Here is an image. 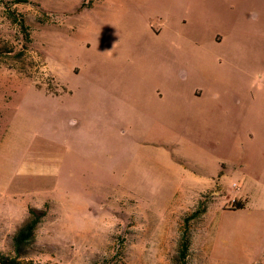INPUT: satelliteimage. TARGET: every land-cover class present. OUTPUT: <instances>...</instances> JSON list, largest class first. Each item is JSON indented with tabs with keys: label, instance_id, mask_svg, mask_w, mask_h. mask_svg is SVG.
<instances>
[{
	"label": "rangeland",
	"instance_id": "1",
	"mask_svg": "<svg viewBox=\"0 0 264 264\" xmlns=\"http://www.w3.org/2000/svg\"><path fill=\"white\" fill-rule=\"evenodd\" d=\"M249 1L0 0L1 254L37 208L24 264H174L185 230L188 264H264Z\"/></svg>",
	"mask_w": 264,
	"mask_h": 264
},
{
	"label": "crops",
	"instance_id": "2",
	"mask_svg": "<svg viewBox=\"0 0 264 264\" xmlns=\"http://www.w3.org/2000/svg\"><path fill=\"white\" fill-rule=\"evenodd\" d=\"M249 2H252L256 6H262L264 7V0H250ZM258 12L264 11L261 9L257 10ZM254 18H261L264 19V16H261L256 13ZM254 34V33H253ZM172 45H166L163 48L159 49L161 55H162V61H166V65H169L170 62L169 58L174 53V50H172ZM174 48V47H173ZM144 50V51H143ZM141 51L144 62L147 61L148 53L146 50L143 49ZM188 51H185L183 53L186 54H197L199 57V62L203 63L204 66L206 65L208 61V58L206 56V52L204 49L200 47L196 48H188ZM146 51V52H145ZM264 47L259 49L257 52L254 51L253 56V62L250 65V68L247 69L245 76L243 77L244 82L246 83L247 90H248V99L250 101V111L248 112V117L253 119L252 122V130H253V141H257L260 138V135H264V126L259 127V123L262 122L264 124ZM148 62V61H147ZM169 69V68H168ZM169 73V71H167ZM170 77L167 76L166 78V86H172L174 88V76L172 74V71L170 70ZM158 93V92H157ZM159 94V93H158ZM173 94V93H172ZM169 95H167V98ZM258 143V142H256ZM264 149V144H259ZM257 148V146H256Z\"/></svg>",
	"mask_w": 264,
	"mask_h": 264
},
{
	"label": "trees",
	"instance_id": "3",
	"mask_svg": "<svg viewBox=\"0 0 264 264\" xmlns=\"http://www.w3.org/2000/svg\"><path fill=\"white\" fill-rule=\"evenodd\" d=\"M12 13H10V17H12L15 22H19V28L21 32L24 34V38L26 41H30V34L27 30L26 25L22 20L18 21L13 17ZM6 50V49H4ZM2 49H0V52ZM23 54V50L19 51L18 55L21 56ZM47 211L46 209H37V208H29L28 209V218L23 224L22 227L18 229L15 236L12 238V244H13V251L14 256H7L0 253V264H24L19 259L21 258L19 252L20 250L28 243L33 241L34 239V231L39 224V222L46 216ZM200 214H202V211H196L195 213H192L191 215H188L184 222L186 225H188V222L192 219H195ZM188 230H185L182 232L179 244H178V253L176 257L174 258V264H188V252H189V239H188ZM25 264H32L31 262L25 263Z\"/></svg>",
	"mask_w": 264,
	"mask_h": 264
}]
</instances>
